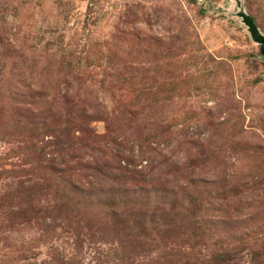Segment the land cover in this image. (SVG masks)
<instances>
[{
  "label": "rangeland",
  "instance_id": "rangeland-1",
  "mask_svg": "<svg viewBox=\"0 0 264 264\" xmlns=\"http://www.w3.org/2000/svg\"><path fill=\"white\" fill-rule=\"evenodd\" d=\"M264 0H0V264H264Z\"/></svg>",
  "mask_w": 264,
  "mask_h": 264
},
{
  "label": "water",
  "instance_id": "water-1",
  "mask_svg": "<svg viewBox=\"0 0 264 264\" xmlns=\"http://www.w3.org/2000/svg\"><path fill=\"white\" fill-rule=\"evenodd\" d=\"M237 16L240 17L243 23L247 26L253 41L258 44L264 45V35L260 32L254 19L242 9L240 3L239 10L237 11Z\"/></svg>",
  "mask_w": 264,
  "mask_h": 264
}]
</instances>
